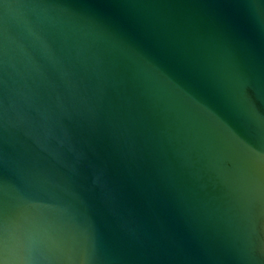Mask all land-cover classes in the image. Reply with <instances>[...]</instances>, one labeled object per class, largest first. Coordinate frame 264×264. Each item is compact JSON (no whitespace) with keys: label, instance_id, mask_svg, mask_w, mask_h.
<instances>
[{"label":"water","instance_id":"obj_1","mask_svg":"<svg viewBox=\"0 0 264 264\" xmlns=\"http://www.w3.org/2000/svg\"><path fill=\"white\" fill-rule=\"evenodd\" d=\"M0 264H264V0H0Z\"/></svg>","mask_w":264,"mask_h":264}]
</instances>
